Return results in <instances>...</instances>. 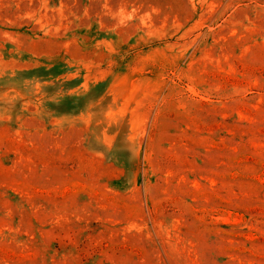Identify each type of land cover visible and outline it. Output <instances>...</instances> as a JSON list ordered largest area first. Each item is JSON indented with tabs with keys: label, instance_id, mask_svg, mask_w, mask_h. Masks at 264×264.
<instances>
[{
	"label": "rangeland",
	"instance_id": "rangeland-1",
	"mask_svg": "<svg viewBox=\"0 0 264 264\" xmlns=\"http://www.w3.org/2000/svg\"><path fill=\"white\" fill-rule=\"evenodd\" d=\"M0 264H264V0H0Z\"/></svg>",
	"mask_w": 264,
	"mask_h": 264
}]
</instances>
